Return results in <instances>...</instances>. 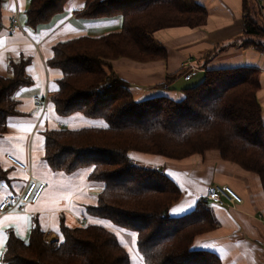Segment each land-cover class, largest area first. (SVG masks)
I'll list each match as a JSON object with an SVG mask.
<instances>
[{"label":"trees","instance_id":"obj_1","mask_svg":"<svg viewBox=\"0 0 264 264\" xmlns=\"http://www.w3.org/2000/svg\"><path fill=\"white\" fill-rule=\"evenodd\" d=\"M66 1L29 0L25 23L33 28L48 23ZM74 13L85 19L117 17L119 27L52 45L47 64L61 75L49 99L59 117L78 112L102 119L105 126L45 129V161L64 172L90 168L88 179L99 182L101 190L96 202L84 207V214L132 232L144 264H222L214 251L193 246L198 234L216 226L205 196L197 198L187 212L170 215L168 207L180 197L179 186L163 169L136 163L129 151L181 159L216 149L222 158L255 172L264 191L259 68H205L196 83L181 89L179 98L158 94L136 99L111 61L119 57L164 60L167 49L154 32L170 26H199L206 21L207 9L195 0H85ZM242 29L240 45L264 53V21L255 2L243 0ZM211 56L206 53L205 60ZM27 63L25 58L10 59V74L0 76V135L8 118L19 112L14 92L32 82L25 73ZM5 177L0 167V179ZM59 233L60 238L46 241L34 224L23 239L10 227L0 259L6 264H131L116 234L102 224L68 226L61 220Z\"/></svg>","mask_w":264,"mask_h":264},{"label":"crops","instance_id":"obj_2","mask_svg":"<svg viewBox=\"0 0 264 264\" xmlns=\"http://www.w3.org/2000/svg\"><path fill=\"white\" fill-rule=\"evenodd\" d=\"M195 1L207 9L208 15L203 24L170 26L154 32V37L167 49L164 60L140 62L119 57L111 61L113 69L128 81L134 98L142 99L158 94L179 98L181 89L186 87L185 81L192 78L191 73L188 79L185 78L190 66L196 70L194 75L198 79L205 68L256 66L260 70L257 99L264 121V53L252 46L240 45L244 37L243 0ZM84 2L67 0L63 13L51 24L33 28L25 23L29 0H3L0 16V76L10 74V59L25 58L28 60L25 73L32 82L14 92L19 112L8 118L6 130L0 135V167L6 175L0 179V201L4 197L20 194L31 180L44 185L33 202L24 203L15 211L0 212V252L6 230L10 227L16 235L26 239L32 226L37 224L43 231L44 239L56 240L60 238L61 220L68 226L99 223L98 219L83 212L86 205L96 202L97 193L101 190L99 182L88 179L90 168L82 167L72 172L54 170L43 156L42 132L45 129L64 126L65 123L69 128L105 124L102 119H90L78 112L59 117L49 99L50 93L57 89V79L61 75L58 68L47 64L52 56V45L70 37L83 34L97 36L119 27L117 17L85 19L74 13L83 7ZM259 13L264 21V0H261ZM15 15L21 26L9 31L7 25L10 17ZM206 53L212 54L207 60ZM168 75L171 79L166 80ZM164 81L165 85L162 86ZM35 96H46V109L36 107ZM7 154H12L26 167L14 165L6 158ZM135 154H141L137 160L148 166H160L179 186L181 194L168 207L170 215L177 216L190 210L213 182L227 184L235 190L242 197L239 204L218 206L209 201L216 226L198 234L193 246L214 251L222 264H264V191L255 172L222 158L216 149H207L181 159L130 152L131 156ZM185 171L200 182L193 181ZM172 209H177V213L173 214ZM122 245L127 250L128 246L123 242ZM129 255L131 264H144L136 249ZM0 264L6 263L0 259Z\"/></svg>","mask_w":264,"mask_h":264},{"label":"built area","instance_id":"obj_3","mask_svg":"<svg viewBox=\"0 0 264 264\" xmlns=\"http://www.w3.org/2000/svg\"><path fill=\"white\" fill-rule=\"evenodd\" d=\"M255 3L257 8L260 10L261 0H255ZM7 26L9 31H14L17 28H20L21 23L18 16L15 15L10 17ZM189 76L190 74H186L185 78L188 79ZM34 104L41 110L46 109V96H35ZM6 158L20 168L26 167L25 163L18 160L12 154H7ZM36 184V181L31 180L27 183L26 187L20 194L4 197L0 201V212L15 211L20 209L22 207V204L33 202L36 199L39 190L44 185L43 183H38L37 185ZM204 196L208 201L218 206H234L242 202V197L229 185L217 182H213L207 186ZM81 220L82 219H79V222H82Z\"/></svg>","mask_w":264,"mask_h":264},{"label":"rangeland","instance_id":"obj_4","mask_svg":"<svg viewBox=\"0 0 264 264\" xmlns=\"http://www.w3.org/2000/svg\"><path fill=\"white\" fill-rule=\"evenodd\" d=\"M63 13V11H61L59 14H57L56 16H54L49 22H48V24H51L55 19H57L61 14ZM262 18V17H261ZM85 21H89V20H85ZM24 25H25V23H23ZM47 24V25H48ZM27 25V24H26ZM82 25V23L80 24V26ZM38 27H41V26H38ZM45 27V26H44ZM262 34L264 35V32H262ZM262 37H264V36H262ZM154 38H156V37H154ZM253 38L254 39H260L259 38V35H255V36H253ZM263 40H264V38H262ZM190 71L188 72V73H191V79H190V81H185L186 83V86H189V85H193L194 83H196L199 79L194 75L195 73L194 72H196V70H194V67L193 66H190ZM169 79H171L170 78V75H168V76H166V80H169ZM85 116V115H84ZM85 117H87V118H92V119H100V118H98V117H88V116H85ZM66 125H64L65 127H68V125H67V123H65ZM89 126H98V125H83V126H80V127H89ZM102 126H105V124L104 125H102ZM80 127H77V128H80ZM130 152H132V151H129V154H130ZM135 152H137V153H145V154H153V153H150V152H139V151H135ZM198 153V152H197ZM197 153H194L193 152V154H191V155H194V154H197ZM198 154H200V153H198ZM138 155H141V154H135V155H133V156H131L130 155V157L136 162V163H138V164H141V165H144V166H148V165H146L145 163H143L142 161H138L137 160V157H138ZM154 155V154H153ZM156 155H158V154H156ZM161 156H163V155H161ZM166 157V156H165ZM185 157H187V156H185ZM166 158H168V157H166ZM170 159H173V158H170ZM153 166H155V165H153ZM159 166H157V168H158ZM87 168H89V167H87ZM187 176H189L191 179H193V181H195L196 183H199L200 181L199 180H197V179H195L194 177H192V176H190L186 171L184 172ZM86 218V217H85ZM94 218H96V217H94ZM96 219H98L97 221L99 222L98 224H101V223H103L102 225L104 226V227H106L107 229H109V230H111V231H113L115 234H116V236H117V238H118V240H119V242L122 244V242L124 243V245H127L128 247H127V250L129 251V253L130 252H134V250H135V248H134V244H133V241H132V235H133V233L132 232H129V231H127V230H124V229H121V228H119V227H116V226H114V225H112L108 220H106V219H102V218H96ZM82 221V220H81ZM80 223H83V222H80ZM128 239V241H126ZM46 240H48V239H46ZM137 256V255H136ZM134 262V261H133Z\"/></svg>","mask_w":264,"mask_h":264},{"label":"snow or ice","instance_id":"obj_5","mask_svg":"<svg viewBox=\"0 0 264 264\" xmlns=\"http://www.w3.org/2000/svg\"><path fill=\"white\" fill-rule=\"evenodd\" d=\"M180 211H184L183 209H181ZM172 213L176 214L177 213V209H172ZM0 239H2V237H0Z\"/></svg>","mask_w":264,"mask_h":264},{"label":"water","instance_id":"obj_6","mask_svg":"<svg viewBox=\"0 0 264 264\" xmlns=\"http://www.w3.org/2000/svg\"><path fill=\"white\" fill-rule=\"evenodd\" d=\"M158 169L161 170L162 168L159 166ZM162 214L165 215V210L162 211Z\"/></svg>","mask_w":264,"mask_h":264}]
</instances>
